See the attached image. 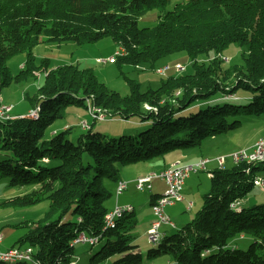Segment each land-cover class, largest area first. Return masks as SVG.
I'll return each mask as SVG.
<instances>
[{"label":"trees","instance_id":"obj_1","mask_svg":"<svg viewBox=\"0 0 264 264\" xmlns=\"http://www.w3.org/2000/svg\"><path fill=\"white\" fill-rule=\"evenodd\" d=\"M170 3L0 0V93L17 79L8 72L7 58L24 52L20 72L31 74L37 69L32 50L41 42L81 45L109 36L119 48L113 56L118 65L154 64L181 50L192 65L190 73L169 76L144 92L126 79L130 90L124 96L98 81L91 69L64 65L43 73L32 108H37L35 117L0 119V182L31 188L7 202L24 206L47 198L50 209L38 222L21 224L26 231L12 245L31 248V259L0 264H74V245L82 243L75 240L81 234L97 239L83 244L101 243L88 264L109 259L111 264H142L131 235L138 223L135 211L104 224L110 211L106 200L116 197L121 180L118 165L197 147L264 115V0H185L166 9ZM152 9L158 10L157 23L138 27V19ZM230 43L244 47L246 55L240 64L225 66L216 55ZM210 51L213 57L197 61ZM68 105L85 106L89 115L93 108L104 118L84 119L85 128L79 122L86 131L76 136H70L68 126L45 137L46 128L64 116ZM117 116L134 117L135 123L113 136L93 132V122ZM261 172L264 162H239L209 172L210 188L195 216L162 233L147 257L167 255L175 264H264V203H240ZM149 196L151 207L159 195ZM245 235L252 237L245 250L231 243Z\"/></svg>","mask_w":264,"mask_h":264},{"label":"rangeland","instance_id":"obj_2","mask_svg":"<svg viewBox=\"0 0 264 264\" xmlns=\"http://www.w3.org/2000/svg\"><path fill=\"white\" fill-rule=\"evenodd\" d=\"M185 0H171V3L166 5V9H171L173 5L177 2H183ZM157 9L149 10L144 16L138 19V27H153L157 23ZM118 47L112 42V39L109 36H105L95 42H90L86 44H75L72 41L62 42L59 44L41 42L38 43L32 50L34 55V64L37 67L36 70L32 71L30 74H21L23 64L25 62L26 54L24 52L17 53L15 55L7 58L6 66L8 72L11 73L13 77H17L8 86L2 89L0 93V104L6 106V104H12L18 109L27 108L29 109L34 107V101H36L39 96V91L37 90L40 87V82H42L43 73H48L58 67L64 65H75L78 68L91 69L94 75L97 77L98 81L104 83L108 89L116 91L117 94L122 96L128 94L130 86L126 79H132L139 83L140 90L148 89V87L155 89L157 88L162 80L169 76L177 77L182 74H187L191 72L192 65L189 55L181 50L168 53L165 56L160 57L150 64L149 62H140L136 65L132 64H120L118 65L115 61L110 60L118 52ZM221 52L216 56L222 59L220 64L222 65H233L240 64L243 62V57L246 55V50L244 47L236 43L228 44L224 49L220 50ZM214 56V52L210 51L208 54L199 55L197 61L205 60L207 57L211 58ZM175 64L180 65L183 69L178 70L175 67ZM165 68V75L161 76L157 73L159 68ZM86 105V101H85ZM23 110L21 116L26 112ZM14 111H10V115L13 116ZM88 120L92 122L89 113L87 112L85 106L82 105H68L65 108L64 116L60 119H56L50 124L45 131V137H50L52 133L61 131L65 129L66 125L72 127L71 135H78L83 133L86 129L80 128L79 120ZM247 120V119H246ZM131 123H135L134 117H129L127 119L117 117H110L107 121L103 122H93V132L94 131H104L108 136L116 135L115 131H119L122 128L132 127ZM264 139V115L254 117L249 119L246 124H243L240 129L229 132L227 134H220L214 137H208L201 141L200 145L194 148L184 149L178 153L166 154L163 157L169 158L173 155L182 156L185 151H193L195 155L201 156L204 159L213 161L219 157H226L224 166L230 168L234 165L231 158L229 157L230 153L237 151L241 148H251L255 142L260 139ZM253 144V145H252ZM248 146V147H246ZM162 157L140 161L136 164H127L128 166H136L140 168V171L145 173L149 169H156V163L163 164L165 161ZM127 165H118L121 173H127L122 168H128ZM209 167V166H208ZM132 169V167H131ZM206 170L208 168L206 167ZM158 172H151L156 173ZM207 171L200 170L196 173H192L185 182L186 190L191 193L189 196L194 206H189L187 201H174L168 207H164L167 213L166 215L170 219L171 224H163L161 229L165 228V231L168 233L175 231L174 229L181 227L187 221H190L195 216V212L200 209L202 204V195L208 192L210 188L209 175ZM150 172L143 175H149ZM263 176L264 173L261 172L260 175ZM7 181L4 180L0 182V234L2 235V247H10L14 244L16 239L21 237L25 231L26 227H21V224L38 222L44 217L46 212L50 209V202L47 198L40 199L38 202L31 205L16 206L12 202H7L10 198H13L16 195H22L26 192H29L31 188L25 187H9L7 186ZM110 190H114V185H108ZM135 187V185H134ZM193 188L194 192L192 193L191 189ZM136 189V188H135ZM191 191V192H190ZM183 192H186L185 190ZM131 188L128 192H123V195L131 197L133 203L135 204V212L137 218V226L132 231V236L134 237L133 243L138 245L142 255V264H175L173 260L167 255H158L155 257H147V252L149 249L153 248V242L149 241L146 235V222L149 217V190L142 189L136 191L133 194ZM113 196V195H112ZM109 197L106 200V207L110 210L111 206L114 204V197ZM124 197V201H127V198ZM249 198V202L246 199ZM134 199V200H133ZM243 206H252L255 203H264V186H254L249 193L242 199L240 202ZM113 208V207H112ZM190 209V210H189ZM165 211V210H164ZM53 215V217H55ZM176 216L183 217L176 224L174 223ZM68 219L72 218L70 214H67ZM173 221V222H172ZM174 223V224H173ZM20 227H16V226ZM149 227V226H148ZM0 241V242H1ZM252 241L250 235H245L243 239H235L231 243L237 245L240 249L245 250L248 246V243ZM101 243L94 246L89 244L76 243L74 245V264H88L89 258L94 252L100 247ZM111 260L106 261L105 264H111ZM103 264V263H102Z\"/></svg>","mask_w":264,"mask_h":264},{"label":"built area","instance_id":"obj_3","mask_svg":"<svg viewBox=\"0 0 264 264\" xmlns=\"http://www.w3.org/2000/svg\"><path fill=\"white\" fill-rule=\"evenodd\" d=\"M110 60H113V58H110ZM175 67L178 68V70L183 69L182 66L175 64ZM157 73L161 76H164L165 74V68H159L157 70ZM11 109L10 106H5L3 104L0 105V119L6 120L10 117L9 110ZM36 109H31L30 112L26 115L27 117H35L36 115ZM93 108L90 109L91 115L93 118H97L99 120H102L104 117L101 113L98 112H92ZM80 126L83 128L87 127L86 121H80ZM229 157L231 158L232 162L234 164H237L239 162H246V163H259L264 162V139L260 138L258 139L255 144L249 149V148H241L237 151H234L230 153ZM226 157H219L215 159L217 162L216 168H221L224 166ZM209 162L208 159L200 158L199 160L192 162V163H182L180 161H175L173 163H170L168 166L162 169L161 172L158 174L156 173H150L149 175L140 176L137 177L134 181V185L136 190H142L145 188H150V181L154 177H160L163 180V183H165V190L159 197L155 199L152 206L150 207L152 211L153 219L150 221L149 229L146 232L147 238L149 241L155 243L159 240V238L162 236V232L160 230L161 226L163 224H171L170 219L165 213V208L167 205H170L174 201H181L183 196L182 189L184 186V181L192 174L196 173L200 170H204L206 163ZM253 179V185L263 187L264 186V179L262 176H255ZM116 196L121 194L124 190L127 188V182L124 180H119L116 183ZM192 203L189 202L187 208L191 206ZM133 207L131 205H120L115 203L112 209L105 215L104 224L105 226H108L112 224L113 220L120 216L122 212L124 211H131ZM0 240H2V235L0 234ZM97 239L92 237H84V235H80L77 237L75 242H87V243H95ZM32 250L31 248H19V247H10L8 249L0 251V260L2 261H16V260H24L29 261L31 259Z\"/></svg>","mask_w":264,"mask_h":264},{"label":"crops","instance_id":"obj_4","mask_svg":"<svg viewBox=\"0 0 264 264\" xmlns=\"http://www.w3.org/2000/svg\"><path fill=\"white\" fill-rule=\"evenodd\" d=\"M7 106H10L11 107V110H9V111H14V114H13V116L12 117H19V116H21V114H22V112H23V110H25L24 112H26L24 115H27L28 114V112H27V108H25V109H18L16 106H14V105H12V104H6ZM31 110L29 109V112H30ZM84 119H82V121H83ZM68 126H71V124L69 125H66L65 127H68ZM253 145V144H252ZM246 147H248V146H246ZM179 152V151H178ZM178 152H175V153H178ZM185 153L186 154H184V155H182V156H175V155H173V156H171V157H169V158H165L163 161H165L163 164H160L159 165V163H156V169H149L148 171L146 170V169H143V170H145L146 172L145 173H148V172H158V171H162V169L163 168H165L166 166H168L170 163H173V162H175V161H180V162H182V163H192V162H195V161H197V160H199L200 158H202L201 156H198V155H195V152H193V151H189V150H187V151H185ZM168 154H170V153H168ZM128 166V165H127ZM209 166V167H208ZM216 166H217V162L215 161V160H213V161H210L209 160V162H207L206 163V166H205V169H204V171H207L208 173H207V175H209V172H211L212 170H214V169H216ZM129 167V169L128 168H122V169H124V171L126 172L127 171V173H121V170H118L119 171V178L121 179V181L122 180H124V181H126L127 182V188H126V190H124V192L125 191H127L128 192V190H129V188H131V190H132V192H134L133 194H135L136 193V191L138 192V190H136L135 189V187H134V181H135V179L137 178V177H140V176H145V175H143V174H145V173H143V171H140L139 169L140 168H136V166H128ZM131 167H132V169H131ZM206 167L208 168V170H206ZM260 175V174H259ZM210 176V175H209ZM258 176V175H257ZM190 177V176H189ZM189 177L187 178V179H189ZM263 177V176H262ZM186 179V180H187ZM185 180V181H186ZM184 181V182H185ZM150 183V188L148 189L149 190V195H153V196H157V195H161L162 193H163V191L165 190V183H163V180L162 179H160V178H154V179H152L151 180V182H149ZM185 184H186V182L184 183V186H185ZM184 186H183V189H182V196H183V198H182V200L181 201H192V199L189 197L190 195H191V193H189L188 192V189L186 190V187L184 188ZM190 189H191V191H192V193L194 192V190H193V188H191V187H189ZM186 191V192H183V191ZM190 191V192H191ZM123 196H125V195H123V193H121L120 195H117L116 197H114V204L113 205H115V203H117V204H120V205H131L132 207H133V210L135 211V204L133 203V201H132V199H131V197H129V195H127V196H125L126 198H127V201H124V197ZM134 200V199H133ZM249 198H247L246 199V201L247 202H249ZM202 201V200H201ZM193 202V201H192ZM113 205H112V207H113ZM192 206H194V204H192ZM168 207H169V205H168ZM148 209H149V217H148V220L147 221H145L146 222V232H147V230L149 229V227L148 226H150V221L153 219V216H152V211H151V209H150V203H149V207H148ZM190 210V209H189ZM165 212H166V209H165ZM136 213V212H135ZM167 214V213H166ZM181 219V221H182V219H183V217H178V216H176V219H175V221H174V223L176 224V221L178 222L179 220ZM173 222V221H172ZM183 222V221H182ZM188 222V221H187ZM186 222V223H187ZM173 223V224H174ZM185 224V223H184ZM183 224V225H184ZM182 226V225H181ZM162 227V226H161ZM180 227V226H179ZM160 230H161V232L162 233H168L167 231H165V228H163V229H161L160 228ZM174 230H176V229H174ZM170 233V232H169ZM2 240H3V238H2ZM1 241V240H0ZM10 247H12V246H10ZM10 247H7V246H3L2 247V241L0 242V251H2V250H5V249H8V248H10Z\"/></svg>","mask_w":264,"mask_h":264},{"label":"bare ground","instance_id":"obj_5","mask_svg":"<svg viewBox=\"0 0 264 264\" xmlns=\"http://www.w3.org/2000/svg\"><path fill=\"white\" fill-rule=\"evenodd\" d=\"M90 116H92V115H90Z\"/></svg>","mask_w":264,"mask_h":264}]
</instances>
